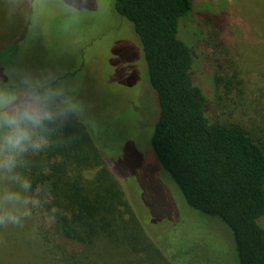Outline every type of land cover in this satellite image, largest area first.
Wrapping results in <instances>:
<instances>
[{
  "label": "rangeland",
  "instance_id": "374dc122",
  "mask_svg": "<svg viewBox=\"0 0 264 264\" xmlns=\"http://www.w3.org/2000/svg\"><path fill=\"white\" fill-rule=\"evenodd\" d=\"M113 4L114 0H0V82L5 87L24 86L28 92L23 99L50 108L54 119L65 121L70 112L85 125L94 151L90 162L78 170L72 167L71 174L90 191L106 168L123 194L121 202L116 199L123 212L111 220L115 235L134 234L130 225L138 221L159 248L156 261L133 264H175L165 248L182 253L193 239L208 236L210 222L188 206L158 164L151 145L158 115L156 92L132 24ZM193 8L207 24L201 56L223 76L224 91L213 97V119L264 144V0H193ZM217 61L226 65L224 72ZM200 78L206 81L204 73ZM37 141L43 146L45 139ZM25 158H19L18 176L19 169L25 170ZM4 189L17 191L18 181L0 172V195ZM33 192L45 202L52 200L48 183H37ZM17 208L19 223L0 224V264H46L30 208L22 203ZM212 249L226 260L217 261L232 263L224 253H231L226 238ZM203 257L208 264L209 255Z\"/></svg>",
  "mask_w": 264,
  "mask_h": 264
},
{
  "label": "trees",
  "instance_id": "16d2710c",
  "mask_svg": "<svg viewBox=\"0 0 264 264\" xmlns=\"http://www.w3.org/2000/svg\"><path fill=\"white\" fill-rule=\"evenodd\" d=\"M113 5L132 24L148 81L156 92L158 115L151 145L158 164L188 206L210 222L208 236L193 239L182 253L165 248L170 259L175 264H205L207 254L208 264H224L217 261L221 255L212 247L226 238L231 255L224 253L232 263L225 264H264V144L211 115L213 97L224 89L223 76L201 56L205 20L193 12V0H114ZM220 41L223 46L224 40ZM218 63L224 72L226 65ZM202 73L206 81L200 78ZM5 92L23 99L28 90L0 82V93ZM36 131L35 139L44 137L45 142L23 155L27 173L19 169V177L27 179L30 188L23 190L18 182L17 191L29 200L25 206L35 220L46 264H133L159 259V248L138 221L130 225L134 234L115 235L111 220L123 212L118 207L123 194L106 168L90 191L71 174L72 167L87 165L94 151L85 125L68 112L65 121L46 120ZM37 183L50 186V203L33 192ZM128 213L137 218L130 208ZM201 246H205L202 252Z\"/></svg>",
  "mask_w": 264,
  "mask_h": 264
},
{
  "label": "clouds",
  "instance_id": "9594fccd",
  "mask_svg": "<svg viewBox=\"0 0 264 264\" xmlns=\"http://www.w3.org/2000/svg\"><path fill=\"white\" fill-rule=\"evenodd\" d=\"M50 108L41 107L32 99H20L9 93H0V172L20 182L21 188H30V182L15 174L19 158L31 150H38L41 144L35 139V132L44 121L53 118ZM27 205L29 200L21 192L4 189L0 195V224L6 221L19 223L21 213L17 205ZM23 215L30 214L24 211Z\"/></svg>",
  "mask_w": 264,
  "mask_h": 264
}]
</instances>
